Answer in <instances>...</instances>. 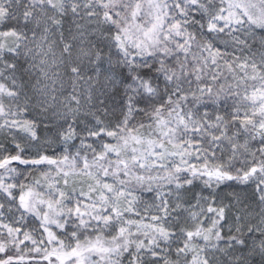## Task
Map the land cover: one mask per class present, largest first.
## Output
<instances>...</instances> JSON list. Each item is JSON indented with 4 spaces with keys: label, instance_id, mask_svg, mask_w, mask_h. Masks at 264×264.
I'll list each match as a JSON object with an SVG mask.
<instances>
[{
    "label": "snow or ice",
    "instance_id": "snow-or-ice-1",
    "mask_svg": "<svg viewBox=\"0 0 264 264\" xmlns=\"http://www.w3.org/2000/svg\"><path fill=\"white\" fill-rule=\"evenodd\" d=\"M0 264H264V0H0Z\"/></svg>",
    "mask_w": 264,
    "mask_h": 264
},
{
    "label": "rangeland",
    "instance_id": "rangeland-1",
    "mask_svg": "<svg viewBox=\"0 0 264 264\" xmlns=\"http://www.w3.org/2000/svg\"><path fill=\"white\" fill-rule=\"evenodd\" d=\"M143 195H144V200H148L149 202H151L150 197L152 194L144 193ZM144 200L141 201V204H143Z\"/></svg>",
    "mask_w": 264,
    "mask_h": 264
},
{
    "label": "trees",
    "instance_id": "trees-1",
    "mask_svg": "<svg viewBox=\"0 0 264 264\" xmlns=\"http://www.w3.org/2000/svg\"><path fill=\"white\" fill-rule=\"evenodd\" d=\"M34 175L39 176V173H34Z\"/></svg>",
    "mask_w": 264,
    "mask_h": 264
}]
</instances>
